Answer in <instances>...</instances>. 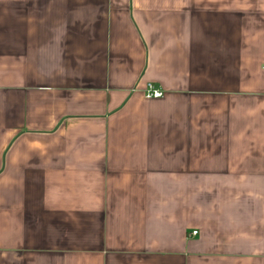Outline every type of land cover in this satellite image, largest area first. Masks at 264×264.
Wrapping results in <instances>:
<instances>
[{"label": "crops", "instance_id": "crops-1", "mask_svg": "<svg viewBox=\"0 0 264 264\" xmlns=\"http://www.w3.org/2000/svg\"><path fill=\"white\" fill-rule=\"evenodd\" d=\"M0 264H264V0H0Z\"/></svg>", "mask_w": 264, "mask_h": 264}, {"label": "built area", "instance_id": "built-area-1", "mask_svg": "<svg viewBox=\"0 0 264 264\" xmlns=\"http://www.w3.org/2000/svg\"><path fill=\"white\" fill-rule=\"evenodd\" d=\"M143 94L147 100H159L164 97V92L155 88L152 84H146ZM192 235H196V232H193Z\"/></svg>", "mask_w": 264, "mask_h": 264}]
</instances>
